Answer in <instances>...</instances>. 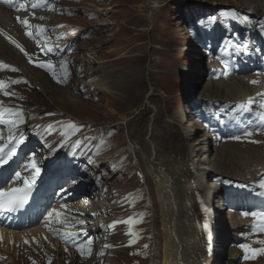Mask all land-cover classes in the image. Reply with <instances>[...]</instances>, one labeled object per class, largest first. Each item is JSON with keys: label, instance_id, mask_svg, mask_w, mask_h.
Instances as JSON below:
<instances>
[{"label": "bare ground", "instance_id": "bare-ground-1", "mask_svg": "<svg viewBox=\"0 0 264 264\" xmlns=\"http://www.w3.org/2000/svg\"><path fill=\"white\" fill-rule=\"evenodd\" d=\"M214 1L227 6L224 15L199 21L191 28L198 46L203 48L199 51L200 61L203 64L208 61V65L197 76L186 106L175 111L180 123L189 118L203 137L194 147L186 141L191 180L186 174L172 176L158 162L148 165L157 221L156 225L153 223L151 262L150 254L145 259L147 252L139 247L133 225L124 231L115 230L107 220L114 208L108 201L106 176L100 171L105 173L108 168L79 170L80 164L74 163L67 174L65 165L69 157L46 156L30 145L35 146L30 134L26 138L27 148L38 154L36 151L27 154L14 171L0 174V191H8L21 187L24 178L31 177L33 170L29 165L33 160L40 168L36 190L32 188L24 213L14 215V211L7 210L8 197H0V264H264V244L259 243L264 241L261 231L264 221L241 214L264 211V195L260 194L264 189L259 187L264 179V0ZM20 3L25 4L24 10H19ZM33 4L37 7L33 8ZM156 4L151 2V8ZM58 12L51 0H12L11 4L0 0V147L5 152L10 128L11 135L14 134L12 121H17L16 112L27 110L29 104L15 93L30 99L32 86L57 110L77 122L81 120L78 118L81 92L86 96L102 92L108 105L118 102L115 80L109 75L80 78L72 72L74 69L70 71L72 57H63V46L58 41L61 31L54 29L60 25L55 19ZM17 17L27 18L29 27L22 25ZM12 41L24 48L28 56ZM49 60L51 69L56 70L55 77L45 72L48 68L38 66L39 61ZM226 64L229 74L224 76ZM253 80L257 83H250ZM28 111L33 112L34 107ZM55 118L61 121L54 128L74 124ZM62 131L57 141L65 140L71 133ZM189 131L184 132L186 139ZM244 131L252 134L244 136ZM237 135L240 140L232 138ZM59 168L63 171L58 174ZM17 172L21 174L19 180ZM55 176L60 182H67L56 189H52L56 185L46 187L48 182H54ZM208 179L212 185L205 183ZM193 186L209 209L211 247L206 246L204 230L195 228L182 202ZM197 205L198 200L195 206L199 209ZM53 210L60 213L59 218L48 216ZM216 224L222 233L219 246L215 243ZM65 233L72 234L71 239ZM81 244L87 249L84 254L77 250ZM241 244L248 247L247 253Z\"/></svg>", "mask_w": 264, "mask_h": 264}, {"label": "rangeland", "instance_id": "rangeland-1", "mask_svg": "<svg viewBox=\"0 0 264 264\" xmlns=\"http://www.w3.org/2000/svg\"><path fill=\"white\" fill-rule=\"evenodd\" d=\"M51 1L59 11L55 19L60 25L54 29L61 31L58 41L63 46L62 55L73 60L70 71L74 69L72 72L80 78L109 75L115 80L118 102L108 105L102 92H91L87 96L81 92L78 96L82 101L78 108L81 120L77 122L57 110L32 86L29 87L30 99L22 93H15L29 103L27 110L21 112L23 123L16 119L13 127V136L24 132L23 143L17 147L12 159L2 164L0 174L14 171L27 154L35 153L36 150L27 148L26 138L30 134L35 146L30 145L42 150L46 156L56 158L60 154L69 157V163L65 165L67 174L74 163L80 164L79 170L106 166V172L100 171V174L106 176L108 201L114 208L107 220L115 230L124 231L133 225L138 233L139 247L145 248V259L150 254L151 262L153 223L156 225L157 221L152 207L154 188L148 165L158 162L172 176L186 174L191 180L186 141L194 147L203 137L199 136L200 131L189 118L185 117L180 123L175 111L177 107L186 106L197 76L208 65V61L204 64L200 61L199 51L203 48L198 46L191 28L199 21L221 17L227 6L214 0ZM151 2L157 3L155 7L151 8ZM218 48L219 45L214 49ZM45 72L52 77L56 75L55 69H45ZM54 79L64 83L59 82L61 79ZM38 100L40 104L35 103ZM32 107L34 111H28ZM8 109L11 110V106ZM56 116L74 124L54 128L61 121ZM62 130L71 133L60 142L57 135H63ZM185 130H190L187 139ZM202 151L201 157L204 156ZM57 170L58 174L63 171ZM211 181L208 179L205 183L212 185ZM66 182H60L55 176L54 182H48L46 187L56 185L52 187L56 189ZM183 199L195 228L204 230L208 246L213 237L209 224L211 217L201 201V193L194 187L184 194ZM196 200L199 209L195 206ZM218 225L217 246L222 241Z\"/></svg>", "mask_w": 264, "mask_h": 264}, {"label": "snow or ice", "instance_id": "snow-or-ice-1", "mask_svg": "<svg viewBox=\"0 0 264 264\" xmlns=\"http://www.w3.org/2000/svg\"><path fill=\"white\" fill-rule=\"evenodd\" d=\"M7 3L11 4L12 0H6ZM33 8L37 7L36 4L32 5ZM25 9V4L24 3H20L19 4V10H24ZM17 20L24 25L25 27H29V20L27 18L21 19L20 17H17ZM26 35H31V32H26ZM9 39H11L9 37ZM12 43L15 44V46L20 49L21 52H23L26 56H28V53L25 52L24 48H22L19 44H17L15 41H12ZM49 51H51V49H49ZM29 62L32 63L33 60L31 58V56H29ZM64 62L61 61V65L63 66ZM38 66L40 68H48L51 69L52 68V61H47L46 63L43 61H39L38 62ZM215 72V70H213ZM224 76H227L229 74L228 72V67L227 64L225 65L224 71L222 73ZM59 82H64L63 80L59 81ZM15 83V81H14ZM250 83H257V81L253 80L250 81ZM5 95H7V93H5ZM16 117L17 120L20 123H23V118H22V113L20 111L16 112ZM12 124L15 125L16 121H12ZM9 138H8V150L7 152L4 151L3 147H0V165L7 163L8 160L12 159V157L16 154V149L17 147H19V145L21 143H23V132H20L18 136H13L11 135L12 133V129H9ZM252 133L250 131H244L243 135L244 136H250ZM235 140H240L241 137L239 135L232 137ZM255 143H258V141H253ZM29 167L33 170L32 175L30 178H24V182L23 185L21 187H15L12 188L8 191H0V197H8V206H7V210L8 211H14L19 207H22L26 202L27 199L29 197V195H31V190L32 188L35 186V182L37 180V177H39L40 175V168L37 166L36 162L33 160L31 162V164L29 165ZM16 178L19 180L21 178V174L19 172L16 173ZM259 187L264 189V179H261L259 182ZM261 195H264V192L260 193ZM244 216H248L251 215L254 218H258L261 221H264V211L262 212H242L241 213ZM55 215L57 218L60 217V213L56 212L55 210H53L52 212L48 213V216L51 217ZM117 223V222H114ZM261 231H264V225L261 226ZM65 236H67L69 239H71V235L70 233H65ZM25 243H27V241H25ZM259 243L264 244V241H259ZM240 247L242 249H244V251L247 253L249 251L248 247L246 245L241 244ZM78 251L81 252V254H84L85 251H87V249L83 246V244H81L78 249ZM249 257L246 255L245 259H248Z\"/></svg>", "mask_w": 264, "mask_h": 264}]
</instances>
